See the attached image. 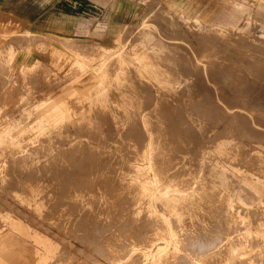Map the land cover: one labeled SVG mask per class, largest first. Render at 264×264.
Listing matches in <instances>:
<instances>
[{
	"label": "rangeland",
	"instance_id": "1",
	"mask_svg": "<svg viewBox=\"0 0 264 264\" xmlns=\"http://www.w3.org/2000/svg\"><path fill=\"white\" fill-rule=\"evenodd\" d=\"M65 1L0 0V255L264 264V0Z\"/></svg>",
	"mask_w": 264,
	"mask_h": 264
},
{
	"label": "crops",
	"instance_id": "2",
	"mask_svg": "<svg viewBox=\"0 0 264 264\" xmlns=\"http://www.w3.org/2000/svg\"><path fill=\"white\" fill-rule=\"evenodd\" d=\"M25 1V0H24ZM61 1V0H60ZM80 1H83V2H88L89 4H93L94 2L98 1V0H67L64 2V7L67 9L68 12H71L72 10H74L75 6H73V4H77L78 2ZM108 1H113V0H108ZM170 11L172 12H175V13H181V14H184L185 12L186 13H193V9H191L190 6H185L184 4V1L183 0H160ZM222 3H223V0H221ZM34 5H35V11H43L45 10L48 6L47 5H50L52 3H54V7H56L57 5V2L58 0H42L40 3L37 2V0H34ZM224 4V3H223ZM63 5V4H62ZM44 6V7H43ZM38 7V9H37ZM41 7H43L42 9H40ZM56 10V9H55ZM54 8L51 12L55 11ZM65 11V10H64ZM50 12V13H51ZM72 13V12H71ZM182 17V16H181ZM245 16H242L238 23L239 24L241 22V20L244 18ZM71 18V17H70ZM187 18H192L190 16H188ZM186 18V19H187ZM72 19V18H71ZM69 19V17H67V20H66V25H72V24H75L77 18L75 17V19L71 20ZM185 19V17L183 18ZM207 21L210 23V24H213V22L215 21L214 18H209L207 19ZM67 27L68 26H64ZM12 253V254H11ZM18 255V253L16 254ZM16 255L14 254V251H11V252H2L1 255H0V260H3L5 262H7L6 264H24L23 262L25 261L22 256L19 257L17 256L16 258ZM21 258H22V261H21ZM13 260V261H12ZM28 262V261H27ZM27 262L25 264H27Z\"/></svg>",
	"mask_w": 264,
	"mask_h": 264
},
{
	"label": "bare ground",
	"instance_id": "3",
	"mask_svg": "<svg viewBox=\"0 0 264 264\" xmlns=\"http://www.w3.org/2000/svg\"><path fill=\"white\" fill-rule=\"evenodd\" d=\"M165 29V28H164ZM167 32V31H166ZM169 33V32H168ZM205 40V39H204ZM233 103V102H232ZM231 109V108H230ZM108 121V120H107ZM109 127V126H108ZM123 225V224H122ZM137 230V229H136ZM12 254V253H11ZM17 256V255H16ZM17 258V257H16ZM13 261V260H12Z\"/></svg>",
	"mask_w": 264,
	"mask_h": 264
}]
</instances>
